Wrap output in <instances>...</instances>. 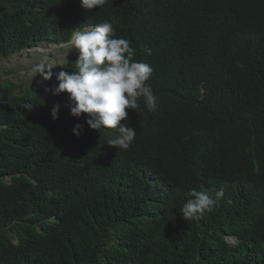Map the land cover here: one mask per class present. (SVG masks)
<instances>
[{
  "label": "trees",
  "instance_id": "obj_1",
  "mask_svg": "<svg viewBox=\"0 0 264 264\" xmlns=\"http://www.w3.org/2000/svg\"><path fill=\"white\" fill-rule=\"evenodd\" d=\"M59 1L0 0V65L107 19L135 59L166 67L148 81L158 109L132 122L161 123L172 100L178 110L119 152L89 126L77 137L69 94L53 92L79 53L28 88L14 67L0 72V264H264V0H114L89 13ZM193 188L224 195L191 222L179 209Z\"/></svg>",
  "mask_w": 264,
  "mask_h": 264
},
{
  "label": "clouds",
  "instance_id": "obj_2",
  "mask_svg": "<svg viewBox=\"0 0 264 264\" xmlns=\"http://www.w3.org/2000/svg\"><path fill=\"white\" fill-rule=\"evenodd\" d=\"M63 1L74 3L76 8L89 13L94 8L99 7L100 9L109 1L114 0ZM59 2L62 3V0ZM142 2V0H127V5L130 8ZM65 43L67 46L70 45L69 50H76L72 56L79 53L75 62L76 70L71 72L61 70L56 73L59 83L53 92L57 95L64 92L69 94L73 103L70 110L75 125L73 132L77 137L80 136L84 127L89 126L91 129L100 131L96 135L97 140L106 139L108 145L115 146L119 152L128 151L135 139H149L153 134L162 130L159 127L170 125L178 110L173 100L167 109L168 118H164L161 123L149 127L144 122L138 124L132 122L134 115L140 119L143 118V108L149 112H155L158 109L159 98L155 93L157 88L152 85V81L151 83L148 81L154 75L164 78L166 67L165 65H149L135 59L136 49L129 40L117 36V29L112 22L105 19L99 23L92 22L84 26L82 30L77 28L71 40ZM44 44L48 43L27 48L19 54L38 50L36 47L43 48ZM60 45L65 44L61 43ZM147 51L151 54V49ZM52 68H42L40 73L44 74L46 79H51L53 76ZM204 86L205 83L200 87L202 94H205ZM176 103L181 105L179 100ZM59 111L60 106L58 104L52 107L53 119H59ZM101 130L104 131L101 132ZM207 130L208 128L200 129L204 135ZM204 135L196 134L194 138L185 136L181 142L186 143L190 140L198 142L205 138ZM215 149L216 146L212 151ZM128 171L137 174L132 166L129 167ZM149 180L155 183L157 192L166 188L165 180L163 178L159 180L157 175ZM129 182L130 179L123 184ZM114 188L111 193L105 192L108 200H116L117 195L116 191L113 192ZM223 195V188L215 191L214 194L210 191L193 188L189 192L191 198L179 209L183 219L191 222L200 221L206 214L214 210ZM228 239L230 242L234 241L233 237Z\"/></svg>",
  "mask_w": 264,
  "mask_h": 264
},
{
  "label": "rangeland",
  "instance_id": "obj_3",
  "mask_svg": "<svg viewBox=\"0 0 264 264\" xmlns=\"http://www.w3.org/2000/svg\"><path fill=\"white\" fill-rule=\"evenodd\" d=\"M63 44L65 45L44 44L42 50H32L23 54L18 53L10 58H5L2 60L3 64L0 66V72L7 67H14L15 72L12 76H19L18 82L23 83L24 87L28 88L40 75L42 68L50 69L53 67L51 71L54 73L68 64V60L76 50H69L70 45Z\"/></svg>",
  "mask_w": 264,
  "mask_h": 264
},
{
  "label": "water",
  "instance_id": "obj_4",
  "mask_svg": "<svg viewBox=\"0 0 264 264\" xmlns=\"http://www.w3.org/2000/svg\"><path fill=\"white\" fill-rule=\"evenodd\" d=\"M36 48H37L38 50H40V49L42 50L41 47H36ZM36 48H35V49H36ZM2 64H3V61L1 62V66H2Z\"/></svg>",
  "mask_w": 264,
  "mask_h": 264
}]
</instances>
